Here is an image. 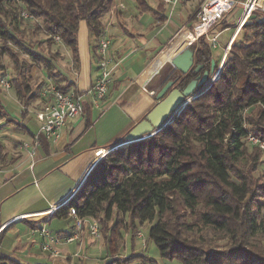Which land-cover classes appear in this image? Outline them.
Listing matches in <instances>:
<instances>
[{"label":"trees","instance_id":"obj_1","mask_svg":"<svg viewBox=\"0 0 264 264\" xmlns=\"http://www.w3.org/2000/svg\"><path fill=\"white\" fill-rule=\"evenodd\" d=\"M5 1L0 0V37L11 41L15 38L10 30L17 29L15 18L19 14L6 10ZM138 1L141 5L146 2ZM7 2L18 3L35 18L43 19L50 44L53 36L59 35L75 55L80 21H87L98 42L104 33V17L113 7V0ZM237 7L221 23V28L233 26L229 20ZM243 28L245 31L231 47L220 77L206 91L154 135L129 145L124 137L108 146L114 150L96 163L79 184L75 196L49 217L29 221L30 224L39 227L55 216L67 219L72 208L80 217L96 218L100 230L102 224L107 228L101 231L109 256L104 264H158L142 253H121L126 231L119 227L115 232V225L126 215L131 228L137 219L151 223L149 237L164 258H178L183 264H264V211L259 201L264 184L256 183L247 173L249 163L238 166L246 154L244 139L248 140L252 132L246 126L245 112L260 106V119L250 123L264 119V12H255ZM193 48L197 63H203L204 69L211 67L212 59H220H216L204 36L194 42ZM93 49L96 56L98 43ZM5 51L19 63L16 53ZM30 54L35 63L48 70L52 68L51 58ZM35 63L20 61L19 78H12L25 105L40 94L30 86V71ZM195 76L196 73L186 75L182 85ZM58 86L63 90L70 88ZM9 115L0 100V119L13 120ZM255 135L264 140L261 133ZM3 146L0 139V158H7ZM258 159L259 154L250 165V172L257 169ZM110 221L113 224L109 228ZM84 231L90 234L86 224L81 233ZM7 263L25 264L0 255V264Z\"/></svg>","mask_w":264,"mask_h":264},{"label":"crops","instance_id":"obj_2","mask_svg":"<svg viewBox=\"0 0 264 264\" xmlns=\"http://www.w3.org/2000/svg\"><path fill=\"white\" fill-rule=\"evenodd\" d=\"M145 1L141 5L138 0H113V7L104 17V32L112 38V54L119 64L99 106L88 96L85 114L68 120L56 144L44 140L34 164L28 161L26 151L20 147L22 140L18 144L17 157L0 166V255L25 264H44L40 262L51 260L42 252L41 237L29 221L39 220L51 212L52 207L75 196L91 169L114 149L108 146L124 138L157 104L158 91L175 71L172 58L195 39L192 28L195 2L180 4L170 16L163 0ZM241 13L239 6L229 20L233 23L231 35ZM183 35L188 38H178ZM95 43L98 42L90 33L86 20L79 23L76 55L61 39L53 37V43L47 48V53L55 55L53 66L50 70L42 64H34L31 68L34 92L40 94L31 105L20 102L24 115L30 109L35 112L38 106L51 100L42 95L46 78L50 76L57 85L82 91L94 84L99 75L98 54L95 56L93 49ZM221 55L222 52L216 58ZM34 66L42 69L35 72ZM37 129L32 130L25 124L24 131L32 137ZM52 219L47 218L48 221ZM73 226L74 223L71 229ZM71 229L66 232L70 233ZM89 237L84 231L80 239L63 244L78 242L75 251L65 248L63 258L58 262L52 260L51 264H68L74 256H84L83 261L98 259L101 255L96 259L89 256L91 249L96 244L105 246L97 238L91 242ZM104 252L107 253L106 247Z\"/></svg>","mask_w":264,"mask_h":264},{"label":"built area","instance_id":"obj_3","mask_svg":"<svg viewBox=\"0 0 264 264\" xmlns=\"http://www.w3.org/2000/svg\"><path fill=\"white\" fill-rule=\"evenodd\" d=\"M168 15L172 16L179 5L187 2H195L193 21V33L195 34L196 42L200 37L206 39L212 49L221 48L222 55L219 63L227 57L230 53L233 42L238 37L244 25L250 20L252 15L257 12H264V0H163ZM123 5L122 3L120 4ZM242 8L241 16L237 19L234 32L226 44L221 42V34L227 30L221 28V23L227 16L237 7ZM23 16H32L23 11ZM110 23V21H109ZM107 26V25H106ZM105 30V29H104ZM56 40H60L59 35L53 36ZM191 42V43H193ZM112 38L103 33L98 40V69L99 75L94 84L87 90L82 91L74 87L66 90L61 89L50 76L44 85L42 95L51 97L49 102H45L35 111V117L38 120L39 127L32 135L30 141H22L20 147L26 151V157L31 164H34L35 158L38 154L39 147L42 140L46 139L52 144L59 142L67 122L71 118L83 116L86 111V102L90 96L93 102L99 106V102L104 99L109 90L110 82L113 73L119 64V61L112 54ZM0 85L8 90L12 89V78L8 74L0 76ZM1 131V127H0ZM247 139L264 148V140L253 133H249ZM100 149L96 151L99 153ZM99 155V154H97ZM61 205L52 207L51 212L44 216L49 217ZM42 216L41 218H43ZM69 216L74 219L73 230L69 232L56 233L47 227V223L41 224L39 227L33 228L35 232L39 233L41 240L39 242L40 248L50 258H57L64 255L61 246L65 243H70L74 240L80 239L83 226H88L89 232L95 238L101 236L100 224L94 217H80L72 208ZM37 217V216H36ZM39 218V219H41ZM48 221V220H47ZM138 237H144L142 231L138 232Z\"/></svg>","mask_w":264,"mask_h":264},{"label":"rangeland","instance_id":"obj_4","mask_svg":"<svg viewBox=\"0 0 264 264\" xmlns=\"http://www.w3.org/2000/svg\"><path fill=\"white\" fill-rule=\"evenodd\" d=\"M5 9L10 10L14 15H16L17 13L19 15L17 19L15 18V21L17 20L16 21L17 29H13L11 27L10 30L13 38H15L16 41L15 40L6 41L0 37V76L8 74L10 78H14V77L19 78L17 64L19 65L20 61L24 60L27 62L35 63V61L33 60L35 58L30 53L37 54L41 58H45L48 56L53 61L55 55L52 53H47V48L50 45L51 41L49 39L48 33L45 31L43 19L35 18L32 14H31L32 16H28V17L23 16L22 15L23 11L27 13L29 12L27 10H24L22 5L18 3L7 2V0L5 1ZM232 31H233L232 26L226 31H224V34L221 38L222 44H225V41H227V39L231 36ZM244 31H245L244 28H242L240 34L243 35ZM185 36L186 35L179 36L178 38H185ZM187 38L188 35L186 36V39ZM5 50H12L11 53L12 52L14 54L16 53L17 54L16 56L19 58V63H16V61L13 60V57H11V55ZM212 51L215 57H218L219 53L222 52L221 48H215ZM231 51L232 49L230 50L228 57L231 54ZM225 63H226V58H224V60L221 62L220 70L224 67ZM35 64L39 65L40 63H35ZM40 69L42 68L34 66L33 71L36 72L39 71ZM174 74L175 71L174 73H171V75L168 78H172ZM30 86L32 90H35V84L33 79L30 82ZM16 93L17 91L14 85H12V89H8V90L4 89L0 85V100L3 103L6 112L9 113L10 114L9 116L13 119V120L6 119V117L0 119V127H1L0 139L4 145L2 152L3 154H7V158H0V166H5V164H7V162L11 158L17 156L19 142H21L22 140L24 141L31 140L30 133L28 131H24L25 130L24 123L32 130L39 127V123L35 117V112L33 109H30V112L24 115L23 113L24 111L20 103V102L24 103V101ZM33 101L36 102L35 99H33L30 101L28 105H31ZM260 109H261L260 106L259 107L256 106L254 109H249L245 112V117L247 119L246 126L247 128L250 129V131H252L251 133L253 134L261 133V135L264 136V119L262 121H259V123L257 124L250 123V121L252 122L253 120L257 121L260 119V115H259ZM244 142H245L244 147L246 154L244 159H242L241 162L238 163V166L241 168L246 166V163H249V166L247 167V173L251 174L252 179L256 183L262 185L264 184V148L262 147L259 148L255 143H252L246 139H244ZM123 143H121V145ZM258 154H259V159L257 160L258 167L255 171L250 172V165L254 163V158L258 156ZM106 156H104L103 158H105ZM259 194H263V193H259ZM259 201L261 202L262 210L264 211V194L259 197ZM129 221H130V217L126 215L123 220L122 219L119 220L115 225V232L119 229V227L124 228V230L126 231L125 247L123 248V250H121L122 251L121 253H123L124 255L131 253H134L136 255L138 253H142L145 254L146 256H150L151 258L157 260L158 264H183L182 261L179 260L178 258L168 259L161 256L156 243L149 237L150 236L149 229L151 225L150 222L148 221L141 222L140 220L137 219L136 220L137 224H133L134 226L131 228V222ZM46 222H47V227L52 231H58L60 229L63 231H70L71 226L74 223V219L59 218L55 216L51 221H46ZM112 224H113L112 221L107 223L108 227L111 226ZM73 229L74 228L72 227L71 231ZM103 229L107 230L104 224H102L101 231ZM139 231H142L144 233L143 238L138 237ZM89 236H90L89 240L91 242H93V240L96 239L91 234H89ZM97 240L99 242L100 241L102 242V234L99 238H97ZM77 243L78 242L62 245L61 248L62 250L67 248L70 251H75L78 245ZM104 249L105 247L102 248L101 246H99V244H96V246H93V248L91 249L89 256L91 258L96 259V257H99L101 255L98 259H96L95 261L94 260L83 261V259H85L83 258L84 256L83 257L74 256V257H70L68 264H83V262L90 264H104L105 261L109 258V256H107V253L105 252L103 253ZM63 256L64 255L59 256L57 258L49 257L51 259L50 261L44 262L43 260V262L40 263L51 264L53 262L52 260L58 262L60 260V257L63 258ZM149 260L151 259L149 258ZM139 262H142V260ZM7 264H11V263H7Z\"/></svg>","mask_w":264,"mask_h":264},{"label":"water","instance_id":"obj_5","mask_svg":"<svg viewBox=\"0 0 264 264\" xmlns=\"http://www.w3.org/2000/svg\"><path fill=\"white\" fill-rule=\"evenodd\" d=\"M193 44L190 43L172 58L174 76L163 83L156 95L157 104L125 135V140L134 142L154 135L220 77L223 68L220 70V63L215 59H212L209 69H204L203 63H197ZM189 73H196V76L183 86L181 76Z\"/></svg>","mask_w":264,"mask_h":264},{"label":"bare ground","instance_id":"obj_6","mask_svg":"<svg viewBox=\"0 0 264 264\" xmlns=\"http://www.w3.org/2000/svg\"><path fill=\"white\" fill-rule=\"evenodd\" d=\"M126 142H128V144H129L131 141H130V140H126ZM128 144H127V145H128Z\"/></svg>","mask_w":264,"mask_h":264},{"label":"flooded vegetation","instance_id":"obj_7","mask_svg":"<svg viewBox=\"0 0 264 264\" xmlns=\"http://www.w3.org/2000/svg\"><path fill=\"white\" fill-rule=\"evenodd\" d=\"M183 77V78H182ZM186 76L185 75H182L181 78L184 79Z\"/></svg>","mask_w":264,"mask_h":264}]
</instances>
